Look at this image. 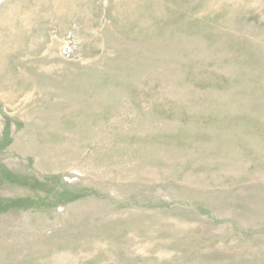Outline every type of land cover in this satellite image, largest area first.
<instances>
[{"label": "rangeland", "instance_id": "obj_1", "mask_svg": "<svg viewBox=\"0 0 264 264\" xmlns=\"http://www.w3.org/2000/svg\"><path fill=\"white\" fill-rule=\"evenodd\" d=\"M0 264H264V0H0Z\"/></svg>", "mask_w": 264, "mask_h": 264}]
</instances>
